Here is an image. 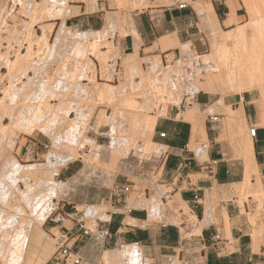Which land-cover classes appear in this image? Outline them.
I'll return each instance as SVG.
<instances>
[{"label":"rangeland","instance_id":"obj_1","mask_svg":"<svg viewBox=\"0 0 264 264\" xmlns=\"http://www.w3.org/2000/svg\"><path fill=\"white\" fill-rule=\"evenodd\" d=\"M23 1L0 0V42L2 41L0 43V54L2 53L1 55L4 57L7 55L6 58L11 63L10 70L12 75L16 77L20 74L19 79L15 80L14 77V79L12 78L16 82L13 84L14 87L11 84L9 86L7 77L4 79V86L2 87L8 86V89L4 94L5 88L0 91V109L9 108L8 111L12 112L13 115L15 114L14 124L22 125L18 128V125H10L8 127L7 135L4 136L2 144H4L3 148L10 157V162H6L7 160L4 161L3 159L4 166L1 164L2 162L0 164L4 168L6 167L5 174L2 177L7 182L9 193L15 187L23 189L26 181L32 185L41 183L42 185L39 184L41 187L38 185L39 188H44L41 191L36 189L38 191L36 193H40L45 189V184L50 179H53L51 181L52 184L59 189V194H53L46 198V202L50 204L47 203L50 212L42 223V246L39 247L42 250H38V257L53 261L56 248L54 236L57 237L59 233L58 228L50 229V222L56 216L58 220L68 219L61 214H63L62 212H67L66 207L73 205L71 201H73L75 195L78 198H83L86 192L89 191L90 194H93L97 190L104 194V191H109L116 180L135 183L131 199L141 201L138 203H145L142 205L148 207V209L150 208V203H153L152 211H150V221L160 220L161 216L168 210L171 216L166 222H173L179 226L181 222L179 210H182L188 223H190L187 226L192 227L190 234L187 233L186 228H181L182 237L197 234L201 225L199 224L198 228L195 227L197 220L193 214H190L188 206L181 201L179 195L170 196L168 192L171 188L161 185L159 182L160 173H156V167L164 148L157 144L155 126L158 120L169 116L170 108H181L185 96H192L197 92L204 91L219 97L220 101H222L224 97L235 94V92L222 93L220 90L213 91L198 88L199 84L206 82V76L208 77L213 73L210 71L217 67V58L221 55L222 49L219 48L215 52L216 56L212 55V43L211 48H205L199 53L188 46L181 47L180 54L170 55L153 56L146 54L147 50H145V54H137V58H139V61L137 59V66L127 69L124 66V61L127 60V57L129 59L131 55H124L120 52L117 40L126 33L124 27H127L128 22L131 23L130 12L148 6V0H125V3L106 0L108 1V7L105 9L102 5L104 22H106L108 16L110 18L111 16L114 18V15L118 17L116 20L113 19L115 23L110 22V18H108V24L106 22L107 27L113 25L116 28L114 29L117 30V39L112 37L113 35L110 31L104 33L95 32L93 36L78 35L69 25L65 24L68 17L61 16L60 10L62 8L85 3L86 10H89L88 7L96 10V0H92L95 4L91 3V0L90 2L89 0H65L66 2L57 0L54 5L47 6L48 10H44L47 13L45 12V15H42H47L46 18L42 16L43 18L37 21V26H33L35 28L34 33L37 36L42 26L45 27V25L54 23L49 33L50 35H48L47 43L42 45V47L35 41H32V43L24 41L32 10L29 7L31 1ZM37 1L39 3L43 2V0ZM104 1L101 0V2ZM123 13L126 15L125 17ZM121 17L123 20H120ZM118 24L121 25V28ZM58 34H61L62 38ZM69 34L72 35L67 37ZM110 36L113 38L110 39L111 42L107 40ZM250 36L246 39L247 43L253 40L252 36ZM4 37L7 39L6 41ZM219 37L213 35L212 32L208 34V39H213L214 42ZM115 41L116 45H114ZM236 43L237 41H234V44ZM16 46L19 48L17 49ZM17 52L23 56L22 66L24 68H21L24 71L23 69L20 71L21 68H18V65L14 62L16 60L15 54H19ZM100 59L101 62L99 61ZM89 60L90 62H88ZM78 63L82 65V67L80 66L81 68L76 67ZM88 64H91L92 68ZM79 69L80 71H78ZM101 69H103V72ZM0 72L6 74L5 69L1 67ZM24 75H27V79L23 80V78H26ZM24 81L27 82V87L24 86L26 85ZM28 82H30V85ZM102 84L106 87V93L101 99L95 90V86H102ZM22 85L24 88H22ZM253 89L259 90V88ZM86 90H88L87 93ZM129 98L130 100H128ZM2 105L3 107H1ZM21 106L23 111L26 110V112H22ZM224 106V104H221V108H218L214 105L211 111L223 112L227 118V113L223 110ZM127 109L130 111L127 112ZM133 111L134 114H132ZM190 114H192L191 111L185 114V119H191ZM139 116L153 119L152 127L148 128L144 124H139L138 120H136L140 118ZM155 118L156 121L154 120ZM33 121L36 123H33ZM243 125L241 124L242 127ZM241 126L230 128L233 133L232 136H236L241 140L239 144L243 141V137L245 139L249 135L248 128H242ZM14 129H17L16 132H14ZM198 131L199 129H197L196 133ZM10 132L12 134L8 137ZM148 135L151 144L145 145ZM85 140L88 141L86 142ZM44 143L49 145L48 150L42 148L41 145ZM200 143L201 141L196 145L195 143L191 144V149L197 150V146ZM2 144L0 143V145ZM81 144L82 146H79ZM23 145H30L31 150L26 152L22 148ZM75 147L78 148L76 159L69 156L72 148ZM91 147L97 149V151L91 149ZM236 147H239V145ZM236 153V155L242 157L239 149ZM83 155H88L92 163L87 166L89 167L88 177L81 181H75V177L67 179V174L62 172L65 171L67 165L73 164V167L68 168L67 171L79 169L80 172L86 167L82 163L83 158L81 157ZM1 159L0 161H2ZM100 164L102 166H99ZM91 165L99 167L97 168L96 166V169ZM24 169H34L33 171L36 169L37 172L21 174ZM38 186L36 187L38 188ZM234 195L238 196L241 199L240 201L246 200L247 196L251 195L253 200L258 202V210L261 209L264 212V191L258 181L255 185H252L249 177L248 182H243L235 188ZM20 198L22 199V197ZM162 198L165 199L164 202H162ZM216 202V196L210 197L206 201L207 208L213 210ZM13 203L15 204L16 202L13 201ZM76 209L81 212L88 227L96 234V221L107 219L106 212L112 210L109 207V203H107V199L88 205H80L78 203ZM16 212L17 208H14L6 217L0 219V235L4 234L10 242H16L17 240ZM70 225L71 223L68 220L64 221V227H70ZM125 248H123V251L126 254L132 251L139 256L140 260L133 261L126 257L108 262L104 259L105 264H149L148 261L144 260L141 247L132 245ZM26 257L27 255L22 250L20 253L9 256L7 264H26ZM47 261L44 264H47Z\"/></svg>","mask_w":264,"mask_h":264},{"label":"crops","instance_id":"obj_2","mask_svg":"<svg viewBox=\"0 0 264 264\" xmlns=\"http://www.w3.org/2000/svg\"><path fill=\"white\" fill-rule=\"evenodd\" d=\"M148 2V6L130 12L131 23L128 22L124 27L126 33L117 40L124 55L145 54V50L153 56L180 54L183 46L199 53L211 48L210 32L218 36L220 31L230 32L251 18H258L259 12L260 16L264 15V0ZM181 4L184 7L181 8ZM96 5V10L90 7L86 10L85 3L73 5L79 7V12L68 17L65 24L78 35L93 36L95 32L110 31L117 39L116 28L113 25L107 27L103 19L102 5L106 9L108 1L96 0ZM112 37L107 40L111 42ZM227 44L230 46L231 42ZM259 100L258 89L228 95L222 101L201 91L185 96L181 108H170L169 116L156 122L155 138L164 148L156 167V173H160L159 182L171 188L169 195H179L191 210L197 220L195 227L201 225L197 234L182 237L180 229L186 228L190 234L192 227L166 222L171 216L168 210L160 220L150 221L153 203L148 209L142 205L145 203L131 199L134 189L121 199L112 197L108 190L104 194L97 190L93 194L86 192L83 198L75 195L71 201L74 206L66 207V210L70 212L78 203L88 205L109 199L107 203L112 210L106 212L107 219L96 221L97 230L107 229L109 235L81 236L70 230L73 226L70 219L58 220L56 216L50 222V229L58 228L59 235L54 236L55 240L65 233L64 228L68 229V245L81 258L82 264H105L106 252L132 245L142 248L144 260L149 264H264V212L258 210V202L251 195L242 201L234 195L245 176L244 158L236 155L238 147L235 148L240 140L236 136L231 139L226 114L211 111L214 105L218 108L221 104L229 106L232 111L242 114L243 127L248 131L255 129L254 135L249 134L255 167L250 174V183L255 185L258 181L264 191V114ZM189 111L192 112L191 119H185ZM195 125L198 133H194ZM160 132H165V137L160 138ZM191 140L195 145L201 141L197 150L191 149ZM72 167L73 164H69L62 171L67 174V179L79 173V169L67 171ZM195 193L199 197L197 201L193 199ZM212 196L217 197V202L210 210L206 201ZM164 200L162 198V202ZM65 220L71 223L70 227H64ZM215 235L219 236L218 240ZM47 264L64 262L54 256Z\"/></svg>","mask_w":264,"mask_h":264},{"label":"bare ground","instance_id":"obj_3","mask_svg":"<svg viewBox=\"0 0 264 264\" xmlns=\"http://www.w3.org/2000/svg\"><path fill=\"white\" fill-rule=\"evenodd\" d=\"M30 1L31 2H30L29 7H31L30 9L32 11L30 10L31 11L30 12L31 13V16H30V20L28 22L29 26L27 25L26 33H25V36H24V41L27 42V43H32V41H35V42L38 43V45L40 47H42V45H45L47 43L48 35H50L49 33L51 32V30L53 28L52 25L54 23H51V24L48 23L49 25H45V27L42 26L43 28L41 27V29H40L41 31L39 30L40 33L37 32V33H39V34H37V36L34 33L35 32V30H34L35 28L33 26H37L36 25L37 21H39L43 17L46 18L47 15L46 16H43L42 15V14L45 15V12L47 13V11H44V10H48V7L47 6L54 5L55 1H57V0H43V2H41V3H39L37 0H30ZM114 1H117V2L119 1L118 3H120V2L125 3V0H114ZM89 2H90V0H89ZM92 2L93 1L91 0V3ZM123 3H121V4H123ZM64 5H65V3H64ZM65 6H63V7H65ZM78 8L79 7H77V6L75 7V6H71L70 5L69 7L66 6L65 8H62V9H64V11H62V9L60 10L61 12L59 11L62 15L59 12L58 13L61 16L70 17V16H73V15L77 14V12L79 10ZM53 11H54V8H53ZM42 12H44V13H42ZM255 12H256V10H255ZM54 14H55V11H54ZM259 14H261V13L259 12ZM259 14H258L259 17L256 15L258 18H256L255 15H254L253 17H255L256 19H252L251 18V21L250 22L246 23L245 25L238 26L234 30H232V31L230 30V32H221V33L219 32L218 37L219 36L220 37L218 39L216 38L217 40L215 39L216 40L215 42H214V40L212 41V51H213V54L212 55L213 56H216L215 52L218 51L219 48L222 49L221 55H219L218 56L219 58H217V67H215V69L213 71H210L211 73L212 72L213 73L210 74L208 77L206 76V82L203 83V84H199L198 85V88L205 89V90H213V91L220 90L222 93H225V92L241 93V92H243L245 90H251L253 88H259L260 100L257 101V102L260 104V107L262 108V113L264 114V15L263 16H260ZM123 15H124V13H123ZM125 16L126 15H124V17ZM108 18H110V17L108 16ZM108 18H107L106 22L108 21ZM116 18H118V17H115V15H114V18H112V16H111V18L109 20H110V22L115 23L114 20H116ZM214 18H216V16ZM121 19H122V17L120 18V20ZM213 21L215 22L216 20H213ZM107 24H108V22H107ZM118 25H120V24H118ZM217 27H219V26H216V28ZM120 28H121V25H120ZM101 32H103V31H101ZM215 32H217V30ZM71 35L69 34L67 37H70ZM100 35H101V33H100ZM249 35L252 36V37L251 36L250 37L253 40L247 43L246 42L247 41L246 39H247V37ZM60 36H61V34L59 35V37ZM101 37L103 38V36H101ZM61 38H62V36H61ZM1 40H3V39H1ZM4 40L6 41L7 39L5 38ZM234 41H237V43L234 44ZM228 42H231V45L230 46L227 44ZM18 46L21 47L19 44H18ZM19 47H17V49ZM5 52H7V51L5 50ZM25 52L26 51H24V53ZM10 53H12V52H10ZM17 53H19V52H17ZM1 54H0V67L3 68V69H5L6 74L0 72V91H1L2 88H5L4 89V92H3V94H4V93L7 92V89H8V86L7 87H2V86H4V84H3L4 79L6 77L8 78L9 86H10V84L13 85V84L16 83L15 80H17V79L20 78L19 77L20 74L18 73L19 75L16 76V77L12 75V71L10 70L11 69V63L7 60V58H6L7 55H5L3 53L5 55V57H4ZM25 54H27V53H25ZM15 55H16V60L14 62L18 65V68L23 67L22 66V62L24 61L23 60V56L20 55V53L19 54H15ZM100 58H102V57H100ZM103 59H104V57H103ZM137 59L139 61V58H137V52H135L134 54H131V57L129 59L127 57V60L124 61V66L127 69L135 68L137 66V64H138L137 63ZM86 61H87V59H86ZM99 61L101 62V59ZM103 61H102V63L105 62V61L104 62ZM88 62H90V60ZM17 65H15V66H17ZM80 66L82 67V65H80L78 63L76 67L81 68ZM90 67H88V68L91 69L92 67L91 68ZM23 68H21V70L20 69L19 70L22 71ZM84 68H87V67H84ZM103 69H101V71ZM73 70H74V67H73ZM75 70H76V68H75ZM10 71H11V74H10ZM23 71H24V69H23ZM78 71H80V69ZM13 77L15 78V80H13L14 79ZM25 77L26 78H23V80L24 79H27V75ZM71 81H73V80H71ZM25 83H26V85H24V86L27 87V82H25ZM29 83L30 82H28V84ZM73 85H75V84H73ZM13 87H14V85H13ZM93 87H94V85H93ZM22 88H24L23 85H22ZM95 90H96L98 96H100L101 99H102V97H104V94L106 93V87L103 84H102V86L101 85H97V86H95ZM82 91H83V89H82ZM87 91L88 90H86V93H87ZM5 96H6V94H5ZM128 100H130V98ZM130 105H131V103H130ZM46 106H47V103H46ZM1 107H3V105ZM5 107H7V106H5ZM40 107H41V105H40ZM131 107H132V105H131ZM134 108H135V106H134ZM12 109H13V107H12ZM8 110H9V108L8 109H6V108L0 109V143L1 144L4 141L3 140L4 139V136L7 135L6 133L8 131V127H10V125H12V126L15 125L14 122H13V121H15V116H14L15 114L13 115L12 112L10 113ZM223 110H225L224 112L227 113L226 123L228 124V126L230 125L229 128H231V126H234L233 128H235V127L238 128L239 126H241V124H245L243 117H241L242 114L239 115V112L232 111L229 106H224L223 107ZM14 111H13V113H14ZM19 111H20V109H19ZM128 111H130V110L127 109V112ZM22 112H26V110L23 111V107H22ZM132 114H134V111H133ZM20 115H21V113H20ZM19 116H18V118H19ZM21 116H23V115H21ZM191 116H192V114H190V118H191ZM151 117H152V115H151ZM30 118H31V116H30ZM136 120H138L139 124H144L148 128H151L152 125H153V123H154L153 122V119L148 118V117H144V116H141L140 118H137ZM154 120L156 121V118ZM21 121H23V120H21ZM35 121H36V119H35ZM35 121H33V123ZM242 122H244V123H242ZM29 124H30V122H29ZM17 125H15V126H17ZM20 126H22V125H20ZM20 126L18 125L17 128L20 127ZM30 129H31V125H30ZM197 129H198V127H195L194 126V133H196ZM14 130H15L14 132H16L17 129H14ZM19 130H20V128H19ZM245 130H246V128H245ZM12 131H13V129H12ZM22 131H24V130H22ZM14 132H13V135H14ZM11 134L12 133L10 132V135L8 137H10ZM245 136H247V135H245ZM231 139H232V135H231ZM85 141L87 142L88 140H85ZM191 141H192L191 144H193V140H191ZM149 143L151 144L150 137L148 135L147 138H146V140H145V145H148ZM82 144L79 145V146H82ZM3 145L4 144L0 145V156H1L0 159L3 157L1 159L2 161H0V163L2 162L1 163L2 165H3V159H4V161L7 160L6 162H10V159H9L10 157L8 156V153L4 150ZM86 145H87V143H86ZM92 145H93V143H92ZM92 145H90V146H92ZM238 145H239L238 149L241 152L242 158H244V161H245L244 162L245 163V176H244V181H243L245 183V182H248L249 181L250 172L254 171V169H255V167L253 165V162H252V158L253 157H252V153H251V151H252L251 150V147L252 146H251V138H250V136L248 135V137H246L245 139L243 137V141L240 142V144H239V141H238ZM238 145H236V146H238ZM236 146H235V148H236ZM93 147L95 148L94 145H93ZM93 147H91V149H94ZM76 148L77 147L72 148L71 153H69V156H72L75 159L78 156V153H77L78 148L77 149ZM65 149H67V148H65ZM94 150L97 151V149H94ZM120 153H122V152H120ZM238 154H239V152H238ZM118 156H120V155H118ZM81 158H83L82 163L84 165H86V167L84 169H82L79 173H77V175L75 176V181L76 180L77 181H81V180L86 179L88 177L89 167H87V166H89V163H91V161H90L91 159L89 158L88 155H83ZM92 162H94V161H92ZM1 164H0V219L6 217L10 212L13 211L14 208H17V212H16V218H17L16 219V232H17L16 238H17V240H16V242H10L9 239L4 234L0 235V259H1V262H2V264H7V262L9 261V256L15 255L17 253H20V251L23 250V253H25L27 255L26 261H25L26 264H44L47 261V258L41 259L40 257H38V254L37 253H38V250H40V249L42 250V248L39 249V247L42 246V223L44 222V220L46 219V217L48 216V214L50 212V210L48 209V206L50 204H49V202H46V198H47V196H50V195H53V194L54 195L55 194L56 195L59 194L58 193L59 192V189H57V187L52 184L51 181L53 179L52 180L50 179L45 184L46 185L45 189L42 192H40V193H36V192L41 191L44 188V187L41 188V189L39 188V186L41 187V185H42L41 183H39L41 185L38 184L39 185L38 186V185L29 184V182H27V181L25 182V186H24L23 189L18 188V187H15V188H12L11 191H10V193H9V191H8L9 190L8 189V185L6 184L7 182L2 177V175L5 174V168L6 167L4 168L3 167L4 165L2 166ZM96 166L94 165L92 167L96 168ZM99 166H102V165L100 164ZM99 166H97V168ZM99 169H101V168H99ZM33 170L34 169H30V170L29 169H27V170L24 169V170L21 171V174L22 173H27V172H37L36 169H35V171H33ZM36 186H38V188ZM249 188H253V187H249ZM36 189H40V190L37 191ZM253 189H255V188H253ZM20 197H22V199ZM13 201H15L16 203L14 204ZM104 255L105 256L103 258L106 261H108V262L111 261V260H114V259L126 258V257L128 259L133 260V261H136V260L139 261L140 260L139 259V256L136 255L135 253H133L132 251H130L129 254H126V252L123 251V248L121 250H114V251H111V252H106ZM126 255H128V256H126ZM134 263H136V262H134Z\"/></svg>","mask_w":264,"mask_h":264},{"label":"built area","instance_id":"obj_4","mask_svg":"<svg viewBox=\"0 0 264 264\" xmlns=\"http://www.w3.org/2000/svg\"><path fill=\"white\" fill-rule=\"evenodd\" d=\"M180 7H184V4H181ZM255 133V129L252 128L249 130V134L252 136ZM158 136L160 138L165 137V132H160L158 134ZM43 149L48 150L49 149V145L44 143L41 145ZM24 150L26 152L31 150V146L30 145H23ZM135 183L132 181H121V180H116L113 182V184L111 185L110 189H109V193L112 197L115 198H124L125 196L129 195L133 189H134ZM148 191V190H146ZM149 192V191H148ZM198 194L195 193L193 195V199L194 200H198ZM109 199H107L108 201ZM189 209V208H188ZM190 214H192L191 210L189 209ZM64 215L66 216L68 219H70L72 221V228L70 229L71 231L74 230V232H76L77 234L81 235V236H90L93 232L92 229L90 227H88L87 222L85 221V219L82 217V214L80 211H78L76 208H74L71 212H62ZM179 213L181 215V222L180 225H189L190 223H188L186 215L184 214V212L182 210H179ZM59 214V215H60ZM65 233L62 234L57 240H56V248H55V256H58L62 259V261L64 262V264H82V260L81 258L74 252L72 251L70 245H68V236H69V232L68 229L64 228ZM97 233L102 236V237H107L109 235V231L107 229H99L97 230ZM215 239H219L218 235H215L214 237Z\"/></svg>","mask_w":264,"mask_h":264}]
</instances>
